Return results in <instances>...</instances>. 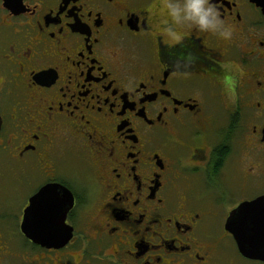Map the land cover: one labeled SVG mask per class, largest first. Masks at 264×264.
Here are the masks:
<instances>
[{
  "label": "flooded vegetation",
  "instance_id": "af4514ba",
  "mask_svg": "<svg viewBox=\"0 0 264 264\" xmlns=\"http://www.w3.org/2000/svg\"><path fill=\"white\" fill-rule=\"evenodd\" d=\"M168 3L0 0V264H236L227 221L264 195V0H211L229 40ZM41 192L64 247L22 232Z\"/></svg>",
  "mask_w": 264,
  "mask_h": 264
},
{
  "label": "water",
  "instance_id": "95a60500",
  "mask_svg": "<svg viewBox=\"0 0 264 264\" xmlns=\"http://www.w3.org/2000/svg\"><path fill=\"white\" fill-rule=\"evenodd\" d=\"M1 128L2 118L0 116V131ZM48 186L52 188L46 190L54 193L55 200L58 202V205L50 203L54 208L60 210L65 207V211H67L74 205V197L67 188L58 184ZM41 193L31 199L30 207L26 210L22 223V232L35 244L47 248L64 247L73 238L74 229L66 224V216L61 222L58 221L55 224H50L46 218L43 227L39 226L37 197ZM67 197L69 203H66ZM238 212L239 219L236 216ZM226 228L233 234L238 250L243 257L264 263V195L239 205L231 213Z\"/></svg>",
  "mask_w": 264,
  "mask_h": 264
},
{
  "label": "clouds",
  "instance_id": "9594fccd",
  "mask_svg": "<svg viewBox=\"0 0 264 264\" xmlns=\"http://www.w3.org/2000/svg\"><path fill=\"white\" fill-rule=\"evenodd\" d=\"M167 8L177 24L216 33L225 40L232 37L230 27L211 0H183V3H168Z\"/></svg>",
  "mask_w": 264,
  "mask_h": 264
},
{
  "label": "rangeland",
  "instance_id": "374dc122",
  "mask_svg": "<svg viewBox=\"0 0 264 264\" xmlns=\"http://www.w3.org/2000/svg\"><path fill=\"white\" fill-rule=\"evenodd\" d=\"M16 184H19L17 181H13V182H9V185L11 186L10 189V198L7 200V202H10V201H13L14 199L18 198L19 200L21 199V194L19 191L17 192H12L13 189H15V185ZM7 191V190H6ZM7 197V196H6ZM8 198V197H7ZM20 204V202L18 201L17 204H15L14 206H12V202L5 206L4 208L6 209L5 211H9V212H12L13 214L16 213V214H20V206L18 205ZM19 241L22 242L24 241V239L22 240V237L19 238ZM231 255L233 256L234 255V260H235V263L236 264H264L263 262H260V261H255V260H249L245 257H243L238 251L235 253H231Z\"/></svg>",
  "mask_w": 264,
  "mask_h": 264
},
{
  "label": "snow or ice",
  "instance_id": "6c2138e0",
  "mask_svg": "<svg viewBox=\"0 0 264 264\" xmlns=\"http://www.w3.org/2000/svg\"><path fill=\"white\" fill-rule=\"evenodd\" d=\"M47 191V190H46ZM45 195V193H41L40 196L37 197V202H38V207H39V202L41 201L42 197ZM239 210V209H238ZM237 219H239V212L237 213Z\"/></svg>",
  "mask_w": 264,
  "mask_h": 264
}]
</instances>
